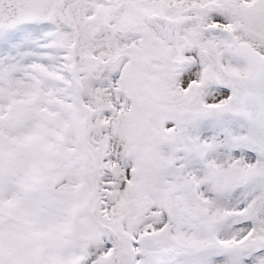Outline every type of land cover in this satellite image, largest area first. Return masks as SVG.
<instances>
[{"label": "snow or ice", "instance_id": "snow-or-ice-1", "mask_svg": "<svg viewBox=\"0 0 264 264\" xmlns=\"http://www.w3.org/2000/svg\"><path fill=\"white\" fill-rule=\"evenodd\" d=\"M0 264H264V0H0Z\"/></svg>", "mask_w": 264, "mask_h": 264}]
</instances>
